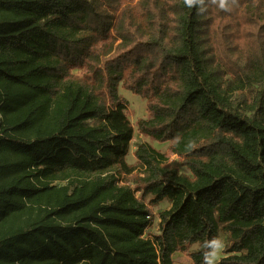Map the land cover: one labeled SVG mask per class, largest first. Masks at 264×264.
Listing matches in <instances>:
<instances>
[{
	"label": "trees",
	"instance_id": "1",
	"mask_svg": "<svg viewBox=\"0 0 264 264\" xmlns=\"http://www.w3.org/2000/svg\"><path fill=\"white\" fill-rule=\"evenodd\" d=\"M221 230L264 264V0H0V264H205Z\"/></svg>",
	"mask_w": 264,
	"mask_h": 264
},
{
	"label": "rangeland",
	"instance_id": "2",
	"mask_svg": "<svg viewBox=\"0 0 264 264\" xmlns=\"http://www.w3.org/2000/svg\"><path fill=\"white\" fill-rule=\"evenodd\" d=\"M119 90H120V94H122L129 102L126 112L128 114V117L130 118V120L134 124H137V121L139 119L148 117L146 99L142 98L140 95L135 94L131 90H128V89L120 87ZM136 129H137V127H136ZM141 142L150 143L151 145L156 147L158 150H161L162 152H167L169 149V146H170V142L161 143L157 140L150 138L149 136H146V135L141 134L140 132L136 131L134 138L131 142L129 155L127 157L128 162H130V163L135 162L134 151L137 148V145ZM171 163L173 165H178L180 167L181 171L190 173V171L187 168H185L179 164V158L177 155H172ZM58 184H60V183H58ZM169 207H170V203L166 199L163 200L159 205L154 207V212H155L154 222L151 225L150 229L147 230V232H146L147 235L153 236L154 234H156L158 232V223L160 220L159 212L162 210H165ZM219 238H222L225 241V247L219 256V259H220L223 256H225V254H226L225 250L230 243V235L228 232L221 230ZM198 248H199V244H194L191 247L192 250H196ZM174 261L176 264H193V261H191L188 258L182 257V256H176Z\"/></svg>",
	"mask_w": 264,
	"mask_h": 264
},
{
	"label": "clouds",
	"instance_id": "3",
	"mask_svg": "<svg viewBox=\"0 0 264 264\" xmlns=\"http://www.w3.org/2000/svg\"><path fill=\"white\" fill-rule=\"evenodd\" d=\"M224 0H221L223 6ZM211 251L205 253V264H217L220 254L225 247V241L222 238H214L209 245Z\"/></svg>",
	"mask_w": 264,
	"mask_h": 264
},
{
	"label": "crops",
	"instance_id": "4",
	"mask_svg": "<svg viewBox=\"0 0 264 264\" xmlns=\"http://www.w3.org/2000/svg\"><path fill=\"white\" fill-rule=\"evenodd\" d=\"M150 229V228H149ZM193 246V245H192ZM191 246V247H192ZM176 256H182V257H185V258H188V259H190L191 261H193L188 255H186V254H184V253H182V252H177V253H175L174 254V259L176 258ZM174 264H176L175 263V261H174Z\"/></svg>",
	"mask_w": 264,
	"mask_h": 264
}]
</instances>
